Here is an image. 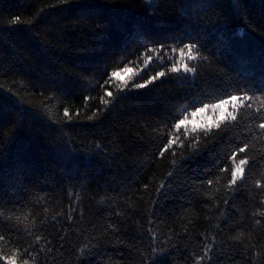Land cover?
Returning <instances> with one entry per match:
<instances>
[{
	"label": "snow or ice",
	"instance_id": "6c2138e0",
	"mask_svg": "<svg viewBox=\"0 0 264 264\" xmlns=\"http://www.w3.org/2000/svg\"><path fill=\"white\" fill-rule=\"evenodd\" d=\"M3 4L6 0H0ZM252 7L250 0H204L194 17L184 10L175 19L156 0L138 5L54 0L27 19L10 11L5 16L0 8L7 24L0 30L21 34L36 62L21 64L22 57L7 65L0 61V144L12 146L21 131L30 129L29 118L39 121L46 135L59 133L69 140L65 129L103 128L107 135L94 136L93 149L84 156L63 141L62 163L102 157L112 167L129 155L139 172L153 165L164 169L155 187L153 180L142 181L143 192L154 195L148 200L152 212L147 227L140 225L143 216L136 221L143 228L139 234L130 228L136 209L127 215L109 209L124 223L109 219L105 228L85 235L83 211L79 218L73 216L77 202L75 208L69 203L68 222H61L63 213L60 219L51 218L59 225L56 244L46 233L49 220L38 223L32 211L45 198L34 194L21 204L0 187V264H104L105 257L108 264H121L109 255L114 245L127 249L128 264H175L179 245L158 230L155 215L159 200L174 186L188 190L186 207L203 205L208 209L206 223L216 220L214 231L205 227L200 233L198 250L185 247L184 264H223L225 256L229 264H264V238L251 239L264 231V0L259 13L254 15ZM122 12L139 19L124 21L114 15ZM39 24L65 48L58 51L45 42ZM72 32L93 38L84 55L68 39ZM250 33H258V57L246 54ZM24 94L43 99L36 105L26 102ZM149 94L166 102L145 106L142 98ZM76 100L82 104L72 107ZM117 108L118 117L113 115ZM81 139L87 140V134ZM206 155L211 165L189 176V161ZM221 182L223 194L209 197V190ZM10 187L15 190V185ZM245 189L248 204L237 205ZM143 207L137 206L141 211ZM28 217L32 228H20L21 219ZM73 229L74 243L69 239ZM167 231L175 234L174 228ZM189 235L185 227L178 238Z\"/></svg>",
	"mask_w": 264,
	"mask_h": 264
},
{
	"label": "trees",
	"instance_id": "16d2710c",
	"mask_svg": "<svg viewBox=\"0 0 264 264\" xmlns=\"http://www.w3.org/2000/svg\"><path fill=\"white\" fill-rule=\"evenodd\" d=\"M52 2L54 0H6V4L0 5V8L5 9V16L10 11L27 19L38 8ZM107 2L138 5L143 3L144 0H107ZM156 2L168 9L169 18L175 19L184 10L189 11L194 17L204 0H180V2L175 4H172L171 0H156ZM250 4L253 6L254 15L261 11L262 0H250ZM225 10H227L226 3ZM114 15L124 21L139 19V17L130 16L127 12ZM6 27L5 20L0 18V29ZM38 27L41 31V38L45 42L53 44L58 51L65 48L63 44L47 36L50 29L46 25L39 24ZM234 31L241 34L244 32L243 28H237ZM257 36L258 33L249 34L246 54L250 56L258 57L259 45L256 40ZM68 39L74 46L79 48V54L84 55L86 50L91 48L90 41L93 38L86 33L72 32ZM72 54L76 55L77 53L74 51ZM21 57V64L26 61L31 62L33 65L36 63L31 50L24 44L21 34L15 31L0 30V61L7 65L16 62ZM128 75H131V73ZM0 83H4V81L0 80ZM24 99L26 102L31 101L39 105L43 97L24 94ZM164 102L166 101L163 97H158L155 94H149L142 98V103L145 106ZM70 103L72 107H76L82 104V101L76 100ZM25 106H28L27 103ZM51 110L55 111V104L51 106ZM81 111L83 112L84 109L81 108ZM120 111L119 108L115 109L113 115L118 117ZM28 123L30 129L26 127L21 131L12 146L6 148L3 144H0V187L7 189L9 195L15 196L21 201V204L24 203L25 199H32L34 194L45 198L36 203L32 211L35 213L38 223L40 220H49L46 225V233H51L54 244L58 243L57 231L59 225H53L51 218L56 216L60 219V214L63 213L61 222H68L69 203L72 204L73 208L76 207L77 202L79 203V209L73 213V216L74 218H79L80 211H83L84 223L82 230L85 235L92 233L94 230L98 232L105 228L109 219L117 222L118 225L124 223L122 220H117L114 211H109V209L124 212L126 215L136 209V215L130 217L132 220L130 228L136 234H139V232L143 231L140 225H143L144 228L147 227L148 216L152 212L148 200L150 195H154V192L146 195L142 189V181L153 180L155 187L162 179L164 169H157L156 165H153L151 170L139 172L137 171L139 165L132 166L130 163L131 156L129 155L122 157V160L112 167L102 157H93L90 163L82 160L76 165H64L61 161L63 141H68V147H77L79 154L84 156L85 153H89L93 149L92 138L94 136L107 135L103 128L92 130L87 128L65 129L71 137L69 140L68 137L59 133L54 134V137L46 135L43 132V125L39 121H33L29 118ZM128 128L129 126L125 125V129L128 130ZM131 131H136L135 125L131 126ZM85 134H87L88 139L82 141L81 138ZM140 134L144 135L143 132ZM161 134H163V130H161ZM211 163L212 158L210 155L198 157L193 161H189L186 171L191 176L201 172L205 166H210ZM69 171L71 172V178L68 176ZM153 172L156 173L155 176L152 175ZM22 184L24 185L23 188L21 187ZM11 185H15V190L10 187ZM33 185L36 186L35 189H33ZM187 191L186 188L174 186L168 192L166 199L161 198L159 200L160 207L155 210V215L159 218L157 220L158 230L171 236L173 243L179 245V248L175 251V264H184L181 256L182 254L187 255L184 251L185 247L191 245V249L198 250L197 245L200 233L205 227H207L209 232L214 231L216 223L215 219H213L211 224L206 223L205 214L208 209L203 207V205L193 204L192 207H186L188 203L185 198ZM222 194V182L208 192L209 197ZM248 195V190L245 189V196L237 199L236 204L247 206ZM126 197H130V199L126 200ZM141 197H143L142 201ZM141 203L144 205L142 211L137 208ZM256 210L259 209L257 208ZM141 216H143L142 220H140ZM31 220L32 217H28L27 221L21 219L19 227L24 228L25 224H27L28 228H32ZM137 220H140V225L136 224ZM169 227L174 228L175 234L167 231ZM185 227L190 230L188 239L178 238L183 236ZM73 233H75V229L69 233V239L74 243L75 236ZM262 238H264V231L261 232L260 236H254L251 239L255 242ZM229 242H231L230 237ZM121 251L124 254L123 259L121 258ZM226 252L230 255H235V252L230 250L226 249ZM53 255L59 258L62 254L53 253ZM63 255L67 256L68 253ZM109 255L116 260H121V264H128L126 259L127 249L121 245H114ZM41 264H43V261H41ZM104 264H108L107 257H105ZM223 264H229L227 256H225Z\"/></svg>",
	"mask_w": 264,
	"mask_h": 264
}]
</instances>
